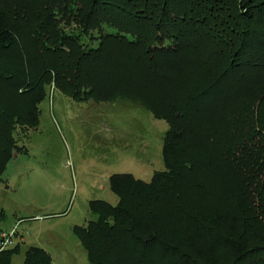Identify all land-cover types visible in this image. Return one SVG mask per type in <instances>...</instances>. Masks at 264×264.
Listing matches in <instances>:
<instances>
[{
    "label": "trees",
    "instance_id": "1",
    "mask_svg": "<svg viewBox=\"0 0 264 264\" xmlns=\"http://www.w3.org/2000/svg\"><path fill=\"white\" fill-rule=\"evenodd\" d=\"M50 88L169 125L165 170L74 227L90 264H264V0H0V175Z\"/></svg>",
    "mask_w": 264,
    "mask_h": 264
},
{
    "label": "rangeland",
    "instance_id": "2",
    "mask_svg": "<svg viewBox=\"0 0 264 264\" xmlns=\"http://www.w3.org/2000/svg\"><path fill=\"white\" fill-rule=\"evenodd\" d=\"M38 108L36 126L16 125L19 150L0 175V230L16 229L20 246L11 264H24L31 246L53 264H90L74 227L97 220L93 201L118 204L113 174L150 182L165 170L169 125L138 104L76 101L54 88ZM208 199L204 206H217Z\"/></svg>",
    "mask_w": 264,
    "mask_h": 264
},
{
    "label": "built area",
    "instance_id": "3",
    "mask_svg": "<svg viewBox=\"0 0 264 264\" xmlns=\"http://www.w3.org/2000/svg\"><path fill=\"white\" fill-rule=\"evenodd\" d=\"M15 238L16 229L11 231L0 230V257L4 252L13 249L17 245Z\"/></svg>",
    "mask_w": 264,
    "mask_h": 264
}]
</instances>
